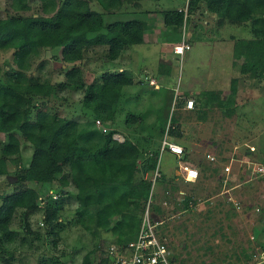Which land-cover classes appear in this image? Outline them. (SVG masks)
<instances>
[{
    "label": "trees",
    "instance_id": "16d2710c",
    "mask_svg": "<svg viewBox=\"0 0 264 264\" xmlns=\"http://www.w3.org/2000/svg\"><path fill=\"white\" fill-rule=\"evenodd\" d=\"M54 1L45 4V13L41 14L26 13L31 9L28 0H11L12 9L8 8L5 16L0 15V54L12 50V62H0V132L5 134V139L0 140V177L10 174L21 183L25 179L36 183L25 187L20 183L12 192L0 193V261L5 263L15 260L29 234L41 237L30 224V216L39 209L44 210L47 234L53 236L56 245L60 229L54 230V224L71 200L77 202V221L83 227L94 233L110 231L116 241L110 249L125 248L140 229L152 184L146 173L155 167L158 143L167 129L170 136L181 135L175 112L173 117L166 115L156 127H150L157 132L151 133L149 139V128L140 126L143 113L130 110L127 125L146 131L140 137L149 149L141 148L140 141L131 137L116 138L118 128L110 124H115L118 112L123 110L121 101L126 87L137 88L146 82L157 85L151 84L147 75L135 79L134 72L121 68L119 62L112 69L98 71L92 81L86 82L81 65H85L88 53L95 47L103 49V62L118 61L132 45L144 41L147 29L159 26L160 16L153 21L146 17L153 12H159L162 24L175 32L173 39L180 40L185 11L180 7L144 8L143 0ZM96 4L101 9H96ZM189 6L186 23L192 13L203 16L208 10L216 16L217 28L227 22L248 27L261 52L254 55L253 49L242 56L240 71L244 77L255 74L264 78V0H190ZM135 13H142L141 17ZM116 14L122 18L113 19ZM57 47L61 48L62 65H66L62 81L53 82L30 70L42 50ZM59 56L55 54L54 58ZM71 85L83 91L82 121L50 108L53 97L59 98V90ZM198 99L200 117H205L212 106L232 115L239 105L233 91L224 97L220 90H206ZM88 115L91 117L86 118ZM98 119L106 130L97 125ZM24 142L32 145V157L25 167H16L11 174L10 162L21 157ZM43 187L57 196H47L41 205ZM155 197L156 192L152 201ZM184 203L188 206L189 200ZM154 210L159 211V206L154 205ZM19 211L25 221L23 229L13 225ZM100 246L97 243L94 250ZM244 252L252 258L250 250ZM109 260L108 253L97 262L87 253L82 264H109Z\"/></svg>",
    "mask_w": 264,
    "mask_h": 264
},
{
    "label": "rangeland",
    "instance_id": "374dc122",
    "mask_svg": "<svg viewBox=\"0 0 264 264\" xmlns=\"http://www.w3.org/2000/svg\"><path fill=\"white\" fill-rule=\"evenodd\" d=\"M28 1L31 9L26 13L44 14L47 7L45 4H53L52 0ZM10 2L11 0H0L1 16L7 14L8 8L12 9ZM55 2L57 0L54 4ZM142 7L155 9L185 6L184 0H143ZM95 8L101 9L97 4ZM141 14L135 13L134 16L141 17ZM157 16H160L158 17L159 26L164 27L159 13L155 12L146 17L153 21ZM207 16H209L208 12H205L203 16L192 13L186 23V36L191 47L185 51L182 58L174 54L172 74L167 79L170 85L163 88L167 96L163 94L161 99L154 97L155 93L151 92V87L147 85V82L141 86L138 85L137 88L136 86L126 87L121 101L123 110L118 112L115 124H110V127L118 128L114 136L120 140L131 137L137 141L138 137L141 148L145 147L147 150L149 148L143 144L142 137H140L142 133L146 135V131H138L127 125L126 117L130 110L143 113V123L140 122V126L149 128L147 136L151 139L149 135L151 133L155 135L157 131L150 127H156L160 119L166 115L173 117L177 107L182 103H177V101H186L184 95L189 91L192 79L197 80L196 86L199 91L214 89L219 83L223 87L220 91L224 97L230 91L236 92L239 105L235 106V112L232 115H226L219 106H212L207 109L205 117H200L201 112L198 111L200 105H196L195 102L194 108L186 113L184 121L187 127L184 137L197 141L193 145L194 151L198 154V156L195 155L196 158L201 157L199 154L203 148H206V151L215 149L220 157H217V160H211L212 165L223 167L224 161L229 162L231 157L235 158L230 161V164L231 173H235L232 183L237 184L238 187L232 194L233 197L241 199L242 210L237 211L232 206L230 208L215 194L219 190L215 188L219 186L216 185L218 179L215 181L214 178V182H209L208 188L205 191L201 190L196 196L195 200L198 203L194 210L184 212L180 205L169 207L160 202L157 197L151 201V209L158 219L161 220L163 217L161 220L163 222L158 228L167 239L176 264H250L253 257L248 258L244 250L248 252L250 250L253 254L262 250L261 243L264 245V221H262L264 219V171L252 173L253 168L264 167V78L259 79L260 77L255 74L244 77L240 66L243 62L242 56L248 55L253 49L254 55H258L261 47L259 48L258 43L255 44L254 36L245 25L239 26L227 22L223 27L217 28L216 19L211 17L212 14L210 18ZM115 18L122 17L116 14L113 15V19ZM214 28L217 29L214 30ZM174 35L175 32L169 27L164 34L159 33L158 36L168 38ZM211 41L222 44L219 48H215L211 43H206ZM231 43H234V48H230L233 47ZM148 46H150L149 49ZM95 48V51L88 53L85 65H81L86 82L92 81L94 74L98 71L106 68L112 69L114 64L118 63L117 60L103 62L104 51L101 47ZM161 49L158 43L134 44L126 56V65H129L135 74L143 72L146 65L153 64L157 67L160 59L167 58V54ZM60 50L61 48L58 47L42 50L30 64V70H35L43 78L49 77L53 82L62 81L66 68H63L64 64L62 65L59 56ZM55 54L59 57L54 58ZM6 61L12 62V50L0 54V62L5 63ZM124 62L125 60L122 63ZM146 75L149 78V74L145 73L144 76ZM234 76L237 78L231 82V77ZM247 78L248 82H246ZM59 91V98L53 97L50 108L52 110L58 108L63 115L81 120V117H84L80 102L83 96L82 88L71 85ZM194 99L196 101L197 98ZM4 139L5 134L0 132V140ZM250 146H254L255 149L251 150ZM32 153V145L24 142L21 157L10 162L11 174L16 167H25ZM169 157L173 160V156L168 151L162 154V170L172 164ZM207 158L210 161L208 156ZM12 176L8 174L0 177V193L12 192L21 183L18 177ZM20 185L25 187V185H36V183L25 179ZM42 189L44 192L41 193L39 200L41 205L44 204L47 196H57L54 191L47 193L44 187ZM210 197L213 199H207ZM154 205L159 206L160 210L156 211L158 215L155 213ZM76 206L77 202L71 200L67 208L60 211L59 219L54 224V230L60 229L56 245L52 242L53 236L47 234L48 227L44 220V210L39 209L34 212L30 216V224L33 230L41 233V237L36 238L35 235L29 234V239L20 248L21 251L17 253L15 260L12 263L0 261V264H82L87 253L95 262L106 256L110 246L116 242L113 234L106 230L94 233L83 227L77 221ZM233 210L236 213L232 212ZM20 213L21 211L17 214L13 225L23 229L25 221ZM97 243H101V246L94 250Z\"/></svg>",
    "mask_w": 264,
    "mask_h": 264
},
{
    "label": "crops",
    "instance_id": "0c3cea01",
    "mask_svg": "<svg viewBox=\"0 0 264 264\" xmlns=\"http://www.w3.org/2000/svg\"><path fill=\"white\" fill-rule=\"evenodd\" d=\"M206 12H208V10H206ZM153 13H155V12H153ZM157 13H159V12H157ZM211 14L212 13H208L209 16H207V17L210 18ZM157 17H159V16H157ZM211 17L216 19V16L214 14H212ZM206 22H208V21L206 20ZM167 28H169V27H166L164 25V27L163 26H157V27H151V28L147 29L144 33V41L142 42L145 45H148V44L151 45L153 43L160 44V47L162 48L161 51H163L164 53L167 54V58L160 59V61H158L157 67L154 66L153 64H150V65H146L144 67L143 72H141L139 74L133 73L135 79H137L138 76H142V74L144 75L146 73V74H149V77L155 76L157 78V80H159L158 86L150 85V87H151L150 90H151V92L155 93V95H153V96L154 97L156 96L157 99H161L162 95L167 93L166 91L163 90V88L166 87L167 85H170V82H168L167 79L172 74V70H173V66H174L173 65L174 54H176L173 51V46L176 42L179 41L178 39L174 40L173 37L163 38L164 36L163 37L158 36L159 33L164 34V32H165V30H167ZM206 43H211V45L214 46L215 48H219L220 45L222 44V43H218V42L215 43L214 41L206 42ZM168 46H169V48H168ZM231 46H233V47H230V48H234V43H231ZM149 48H150V46H148V49ZM224 48H228V47H224ZM130 49L131 48L127 49L124 52L123 56L120 57V59L118 60L119 66L121 68H123V67L129 68V65H126V59H127L126 56L128 55ZM231 54H232V52H231ZM120 60L122 62L125 60V62L122 63V62H120ZM159 62H160V64H159ZM63 66H66V65L64 64ZM162 68H164V70L160 71ZM235 78H237V76L231 77V82ZM196 81L197 80L192 79L191 87H190L189 91L185 93L184 96L186 97V99L187 98H193V97L197 98L195 101L196 105H200V101H199L198 97H199L200 93L202 92V90L201 91L198 90V88L196 86V84H197ZM246 82H248V80ZM217 84L219 86L217 85L216 88L208 89V90H221L223 87L219 83H217ZM146 90H149V89L146 88ZM177 103H178V101H177ZM177 103H176V107L178 106ZM185 103H186V101H185ZM185 103H183V104H181V106L177 107V109H176L177 111H175L176 119H177L176 124L177 125L181 124V135H179V136H173V135L170 136L169 135L172 140L181 144L184 147L185 151H184L183 155H180V156L168 151V153H170V155L173 156V160L171 157H169V159L172 161V164L169 165L168 168H165V169L163 168V170H162V176L160 177L161 180L160 181L158 180V184L156 187V197L159 199L160 202H163V204L168 205L169 207L170 206L176 207L177 205H180L181 203H183L184 205H182V207H183L182 211L185 212L188 210H194V208L196 207V203H198L195 200L196 196H198V194H200L201 190L205 191L208 188L209 182H211V183L214 182V180H213V178H214L215 181L218 179L216 181V185L219 186V188H217V187L215 188V190L219 189L215 194L218 195V197L221 200H223L225 203H227L230 206V208H231V206L234 207L232 205L233 203H230L226 199V196L230 192L232 193L236 189V187H238V185L232 183V181L234 180V177H235V173L234 172L233 173H231V172L227 173L226 170L224 169V166L226 164H230V161H232V159H235V158L231 157L229 159V162L224 161L223 162L224 166L219 167L216 165H212V161H211V160H217V157H220V155L216 152L215 149L206 151V148L205 149L203 148V149H201L202 152L199 154V156H201V157L200 158L195 157V155L198 156V154L196 151H194L193 145L195 143H197V141L195 142V140L187 139L184 137L185 129L187 127L185 125V121H184L185 117H186V113H188L190 110L193 109V108H186ZM199 122L202 123V121H199ZM199 135H201V133ZM160 143H161V141H159V143H158L159 147H160ZM207 156L210 158V161L207 158ZM211 156H214V158L212 159ZM183 162H187L191 166L197 167L199 169V171H201L199 177L194 179V180L185 179L183 176L184 171H182L181 166H180V164ZM220 164H222L221 161H220ZM230 173H231V175L229 177ZM150 174H151V171L147 172L146 177H149ZM231 176H233L232 179H231ZM212 196H215V195H212ZM187 199L189 200L188 206L186 205V203H184V201ZM207 199L210 200L211 197L207 198ZM162 218L163 217H161V220H163Z\"/></svg>",
    "mask_w": 264,
    "mask_h": 264
},
{
    "label": "built area",
    "instance_id": "2783aa9c",
    "mask_svg": "<svg viewBox=\"0 0 264 264\" xmlns=\"http://www.w3.org/2000/svg\"><path fill=\"white\" fill-rule=\"evenodd\" d=\"M189 1L190 0H184L185 7H180L185 11V20L181 39L173 46V51L180 55L181 58L185 54V51L191 47L186 36V17L188 8L190 7ZM149 82L158 86V80L155 76H151ZM185 105L186 108H194V98H187ZM97 125L103 126L101 120H97ZM103 129L106 130L104 126ZM250 147L251 150L255 149L254 146ZM165 151L172 152L178 156L183 155L185 151L181 144L170 138L168 129L162 137L157 161L155 167L151 170V176H149L152 181L151 191L149 199L146 202L145 210L142 214L138 235L136 236V239L131 240L125 248H121V250L111 248L108 252V257L110 259L109 264H174L172 262V254L167 244V239L162 235L158 228L163 221L158 219L151 209L152 196L156 192L157 182L162 176L161 157ZM211 158L213 159L214 156H211ZM180 166L182 171H184L183 176L185 179L194 180L199 177L201 171H199L197 167L191 166L187 162L181 163ZM231 168L232 166L230 164L224 166L227 173L232 171ZM263 171L264 167L258 166L253 168L252 173H262ZM226 199L230 203H233L232 205L237 211L242 210L243 203L241 202V199L233 197L231 192L226 196ZM251 237L255 238L253 235H251ZM252 255L253 258L251 259L250 264H264V249L257 251Z\"/></svg>",
    "mask_w": 264,
    "mask_h": 264
}]
</instances>
